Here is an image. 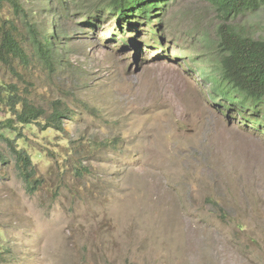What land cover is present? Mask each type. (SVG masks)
Here are the masks:
<instances>
[{
	"label": "rangeland",
	"instance_id": "374dc122",
	"mask_svg": "<svg viewBox=\"0 0 264 264\" xmlns=\"http://www.w3.org/2000/svg\"><path fill=\"white\" fill-rule=\"evenodd\" d=\"M82 1L66 16L58 0L0 10L23 45L53 25L59 36L56 70L28 50V66L0 62V86L69 115L62 132L42 122L14 142L41 180L32 192L1 145L0 264H264V133L215 90L222 18L205 0H171L156 45L108 14L89 28ZM232 23L264 39V9Z\"/></svg>",
	"mask_w": 264,
	"mask_h": 264
},
{
	"label": "trees",
	"instance_id": "16d2710c",
	"mask_svg": "<svg viewBox=\"0 0 264 264\" xmlns=\"http://www.w3.org/2000/svg\"><path fill=\"white\" fill-rule=\"evenodd\" d=\"M171 0H83L78 8L82 18L87 19L89 28L96 29L101 26L105 14L113 16L116 24L123 29L127 23L143 24L149 29L155 43L160 36L155 27L156 15ZM222 18L216 32L218 69L220 80H217V95L222 93L224 102L230 105L238 103L240 116L248 113L247 120L255 121V128L264 133V39H257L249 33L242 31L232 23L239 16L257 12L264 9V0H205ZM62 15H68L71 7L68 0H58ZM4 3L9 4L16 14H25L20 0H0V10ZM1 13V12H0ZM61 14L56 16V19ZM53 36L48 33L40 39L36 31L30 38L29 46L23 45L13 32L8 19L3 20L0 15V62L14 68L15 63L30 65L32 56L47 69L56 70L58 58L55 49L54 37L59 38L57 27L53 25ZM125 31V29H123ZM123 31V32H124ZM149 41V42H150ZM158 45V43H155ZM30 50L32 56L30 55ZM58 57V55H57ZM221 89V90H220ZM5 106L11 117L0 122V163H6V153L2 151V144L6 145L9 156L15 160L27 188L32 192L41 183L36 178L32 158L25 149H19L15 140L28 138V133L37 130L42 122L46 123L43 130L51 128L58 132L64 130L62 120L68 117L67 112L55 108L50 116H46L41 107L35 106L28 97L21 95L15 85L0 86V108ZM229 106V105H228ZM245 110V112H244ZM46 116V117H45ZM245 120V118H244ZM8 131L10 134L3 132ZM25 132H27L26 135ZM3 262V253L0 250V263Z\"/></svg>",
	"mask_w": 264,
	"mask_h": 264
},
{
	"label": "clouds",
	"instance_id": "9594fccd",
	"mask_svg": "<svg viewBox=\"0 0 264 264\" xmlns=\"http://www.w3.org/2000/svg\"><path fill=\"white\" fill-rule=\"evenodd\" d=\"M215 82V81H214ZM215 84H216V82H215ZM217 87V86H216Z\"/></svg>",
	"mask_w": 264,
	"mask_h": 264
}]
</instances>
